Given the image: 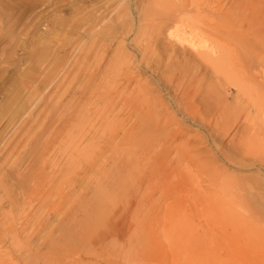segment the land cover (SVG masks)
<instances>
[{
	"label": "rangeland",
	"instance_id": "obj_1",
	"mask_svg": "<svg viewBox=\"0 0 264 264\" xmlns=\"http://www.w3.org/2000/svg\"><path fill=\"white\" fill-rule=\"evenodd\" d=\"M12 232L31 264H264V0H0V264Z\"/></svg>",
	"mask_w": 264,
	"mask_h": 264
},
{
	"label": "bare ground",
	"instance_id": "obj_2",
	"mask_svg": "<svg viewBox=\"0 0 264 264\" xmlns=\"http://www.w3.org/2000/svg\"><path fill=\"white\" fill-rule=\"evenodd\" d=\"M140 1L142 2V0H140ZM145 1H146V0H145ZM148 1H149V0H147V2H148ZM140 5H141V4H140ZM148 6H149V5H148ZM169 29H171V28H169ZM168 31H169V30H168ZM178 31H179V30H178ZM171 32H172V31H171ZM171 32H168V33L166 32V33H167V35H171ZM173 32H174V31H173ZM173 32H172V33H173ZM172 35H173V34H172ZM172 35H171V36H172ZM174 35L177 36L176 33H174ZM174 35H173V38L175 37ZM183 36H184V35H183ZM181 37H182V36H181ZM168 38L172 39L171 37H168ZM204 38H205V37H204ZM176 39H177V40H176ZM179 39H183V38H180V37H179ZM179 39H178V38H175V40L177 41V43H179V42H178ZM184 39H185V38H184ZM188 41H189V40H188ZM192 42H193V41H192ZM192 42H189V43H190V45H189L190 47L192 46V45H191ZM186 43H187V42H186ZM186 43H185V44H186ZM189 43H188V44H189ZM195 43H196V42H195ZM200 43H201V42H200ZM169 44H170V43H169ZM181 44H182V43H181ZM195 45H196V44H195ZM195 45H194V46H195ZM194 46H193V47H194ZM186 47H187V46H186ZM164 48H165V47H164ZM191 48H192V47H191ZM194 48H195V47H194ZM191 51H192V50H191ZM145 52H146V51H145ZM149 52H150V51H149ZM195 52H196V51H195ZM195 52H194V53H195ZM203 52H204V51H203ZM197 53H200V52H197ZM208 53H209V52H208ZM148 54H149V53H148ZM203 54H204V53H203ZM195 55H196V54H195ZM200 55H202V53H201ZM149 57H150V55H148V58H149ZM198 57H199V56H198ZM198 57H197V58H198ZM202 57L205 58V60L207 61V59H208L207 54L202 55L201 58H202ZM151 58H152V57H151ZM151 58H150V59H151ZM209 58H210V57H209ZM213 59H214V58H213ZM151 60H152V59H151ZM159 60L161 61V59H159ZM211 60H212V58H210V61H211ZM142 61H143V60H142ZM202 61H203V60H202ZM210 61H209V62H210ZM149 62H150V61H149ZM182 62H183V61H182ZM188 62H189V61H188ZM150 63H151V62H150ZM157 63H158V61H157ZM162 63H163V62H162ZM162 63H161V64H162ZM213 63H214V62H213ZM147 64H149V63H147ZM147 64H146V65H147ZM182 64H183V63H182ZM144 65H145V64H144ZM184 65H186V63H185ZM158 66H159V65H158ZM182 66H183V65H182ZM187 66H188V65H187ZM187 66H185V67H187ZM180 67H181V66H180ZM92 68H93V67H92ZM188 68H189V67H188ZM178 71H180V70H178ZM181 72H182V71H181ZM176 73H178V72H176ZM129 74H130V73H129ZM179 74H180V73H179ZM182 75H183V72L181 73V76H182ZM196 75H197V74H196ZM125 76H127V74H126ZM130 76H131V74H130ZM90 77H91V76H90ZM90 77H89V78H90ZM193 77H194V76H193ZM169 78H170V77H169ZM179 78H180V76H178V77L175 76V80H179ZM126 79H128V78H126ZM133 79H134V77H133ZM135 79H136V78H135ZM135 79H134V80H135ZM171 79H172V78H170V80H171ZM95 80H96V79H95ZM134 80H133V81H134ZM136 80H137V79H136ZM136 80H135V82L138 83V81H136ZM195 80H196V79H195ZM127 81H128V80H127ZM172 81H173V79H172ZM172 81H171V83H172ZM191 81H192V80H191ZM130 82H132L131 78H130V80H129L128 83H130ZM179 82H183V80H182V81H179ZM179 82L177 81V83H179ZM126 83H127V82H126ZM92 84H95V83H92ZM139 84H141V83H139ZM137 85H138V84H137ZM176 85H178V84H176ZM179 85H180V84H179ZM140 86H141V85H140ZM141 87H142V86H141ZM179 87H180V86H179ZM188 87H189V86H188ZM198 87H199V86H198ZM136 88H138V87H136ZM195 88H196V87H195ZM181 90H182V88H181ZM181 90H180V92H181ZM186 90H187V89H186ZM137 91H138V90H137ZM140 92H141V91H140ZM182 92H183V91H182ZM205 92H206V91H205ZM187 94H188V93H187ZM204 94H205V93H204ZM206 94H207V92H206ZM128 95H130V94H128ZM133 95H134V94H133ZM207 95H208V94H207ZM211 95H212V94H211ZM143 96H144V95H143ZM123 97L126 98L125 95H124ZM123 97H122V98H123ZM182 97H183V96H182ZM140 98H141V97H140ZM151 98L153 99L154 97H151ZM203 98H204V96H203ZM203 98H202V99H203ZM206 98H207V97H206ZM129 99H130V98H129ZM131 99H132V98H131ZM131 99H130V100H131ZM155 99H156V98H155ZM123 100H125V99H123ZM158 100H159V99H158ZM184 100H185V99H184ZM149 101H150V100H149ZM127 102H128V101H127ZM129 102H131V101H129ZM121 103H122V101H121ZM133 103H134V102H133ZM138 103H140V102H138ZM123 104H124V103H123ZM142 104H143V103H142ZM151 104H152V103H151ZM136 105H137V104H136ZM138 105H139V104H138ZM154 105H155V104H154ZM154 105H153V107H154ZM148 106H149V105H148ZM148 106H147V109L149 108ZM140 107H141V106H140ZM142 108H143V107H142ZM133 109H134V108H133ZM136 109H138V108H136ZM140 109H141V108H140ZM136 111H137V110H136ZM148 111H149V110H148ZM134 112H135V111H134ZM137 112H138V111H137ZM139 112H140V110H139ZM152 112H153V111H152ZM150 113H151V112H150ZM156 113H159V112L157 111ZM166 113H167V112H166ZM146 114H147V113H146ZM146 114H144V115H146ZM153 114H154V113H153ZM164 114H165V113H164ZM158 115H159V114H158ZM158 115L156 114L155 117H156V116L158 117ZM167 115H168V113H167ZM148 117H149V115H148ZM166 117H167V116H166ZM156 119H157V118H156ZM153 120H155V119H153ZM169 120H170V119H169ZM140 121H141V120H140ZM142 121H143V120H142ZM142 121H141V123L143 124ZM163 121H165V120L163 119ZM146 122H147V120H146ZM146 122H145V123H146ZM151 122H152V121H151ZM151 122H150V123H151ZM153 122H154V121H153ZM110 123H111V122H110ZM162 123H163V122H162ZM135 125H137V124H135ZM144 125H145V124H144ZM147 125H149V123H147ZM164 125H165V124H164ZM165 126H166V125H165ZM178 126H179V125H178ZM140 127H142V126H140ZM146 127H147V126H144V129H145ZM123 128H124V127H123ZM123 128L121 127V130H124V131H125L126 128H125V129H123ZM142 128H143V127H142ZM158 128L161 129L162 126H161V128H160V127L157 125V123H152L149 127L146 128V130H147V129H150V132H151V130H153V129L156 130V129H158ZM177 128H179V127H177ZM135 129H136L135 127H131V128H129V129H127V130L132 131V130H135ZM159 129H158V131H159ZM162 129H163V128H162ZM166 129H167V128H166ZM140 130H141V129H140ZM181 130H183V129H181ZM122 132H123V131H122ZM139 132H140V131H139ZM150 132H149V133H150ZM151 133H152V132H151ZM12 218H13V217H11L10 220H11ZM43 220H44V219H43ZM9 222H10V221H9ZM12 222H13V220H12ZM27 222H28V221H27ZM45 222H46L45 225L49 227V225H50V223H51L50 220H49V221L47 220V221H45ZM10 223H11V222H10ZM25 223H26V221H25ZM39 223H40V222H39ZM12 224H13V223H12ZM41 224H43V222H42ZM26 225L30 226V225L27 224V223L25 224V226H26ZM51 225H52V224H51ZM28 226H27V227H28ZM31 226H32V225H31ZM41 226H42V225H41ZM16 227H17V226H16ZM14 228H15V227H14ZM23 228H25L24 225L22 226V231H23ZM28 228H29V227H28ZM41 229H44V227H41ZM46 229H47V227H46ZM13 230H14V229H13ZM15 230H16V228H15ZM18 230H21V227L18 228ZM58 230H60V229H58ZM71 230H72V229H71ZM44 231H45V230H44ZM48 231H49V229H48ZM61 231H62V230H61ZM19 232H20V231H19ZM19 232H18V233H19ZM37 232H38V231H37ZM59 232H60V231H52V230H50V231H49V234H48V232L46 233V234H48V236H47V241L42 242V244H41V245L43 246V248H45L46 251H45V253L43 252L44 254L41 253V254H43L41 258H44V259L46 258L47 260H48V258H54V257L57 258L58 255L56 256V255L54 254L53 251H51V250L49 251V250H48V246H50L49 248H51V246H52V249H53V247H54L53 244H55V242L53 243V241H54V237H55V234H56V233L59 234ZM67 232H68V231H67ZM67 232H66V233H67ZM12 233H13V235L11 234V235H12V238H11V244H12L13 247H15V251H14V248H13V251H14L16 254L14 253L15 256L12 257L13 260L10 261V262H8V264H25V263H26V264H31V263H27V262H25V258H26L25 255L29 256L28 254L30 253V252H29V249L27 248L26 245H23V243L20 242V239H18V233H17V234H14L15 232H12ZM40 233H41V231H40ZM40 233H39V235H40ZM36 234H37V233H36ZM36 234H35V235H36ZM46 234H45V235H46ZM79 234H80V233H79ZM86 235H87V234H86ZM8 236H10V235H8ZM57 236H58V235H57ZM31 237H32V235H31ZM34 237H35V236H34ZM34 237H33V238H30V240H31V242H34V243H35V244L33 243L34 245L37 246L38 243H40V242H38V241H39V238L41 237V235H40L38 238H34ZM36 237H37V235H36ZM60 239H61V238H60ZM26 240H27V239H26ZM21 241H23V240H21ZM24 241H25V240H24ZM27 241H28V240H27ZM57 243H59V242H57ZM57 243H56V245H57ZM30 244H31V243H30ZM66 244H67V243H66ZM58 245H59V244H58ZM25 246H26V247H25ZM30 246H31V245H30ZM39 246H40V244H39ZM44 246H45V247H44ZM67 247H68V246H67ZM37 248H38V247H37ZM43 248H42V249H43ZM59 248H60V247H59ZM38 249H39V248H38ZM42 249H41V250H42ZM56 249H57V248H56ZM65 249H66V248H65ZM65 249L62 248L63 251H64ZM34 250H35V247H34ZM39 250H40V249H39ZM39 250H38V252L40 253L41 250H40V251H39ZM13 251H12V252H13ZM54 251H55V250H54ZM56 251H57V250H56ZM56 251H55V253H56ZM65 251H67V249H66ZM5 252L7 253V256H8V252H10V251L7 252V250H5ZM5 252H4V253H5ZM38 252H37V253H38ZM67 252H68V251H67ZM26 253H27V254H26ZM64 253H65V252H64ZM59 254H61V250H59ZM65 254H66V253H65ZM70 254H71V253H70ZM5 255H6V254H5ZM7 256H6V257H7ZM31 256H32V254H31ZM31 256H30V257H31ZM40 256H41V255H40ZM40 256H39V257H40ZM8 257H9V256H8ZM10 257H11V256H10ZM58 257H59V256H58ZM62 257L64 258V256H61V258H62ZM65 257H67V256L65 255ZM31 258H32V257H31ZM56 258H55V259H56ZM9 259H10V258H9ZM34 259H36V258H34ZM57 259H58V258H57ZM59 259H60V258H59ZM32 263H33V262H32ZM1 264H2V263H1ZM6 264H7V263H6Z\"/></svg>",
	"mask_w": 264,
	"mask_h": 264
}]
</instances>
